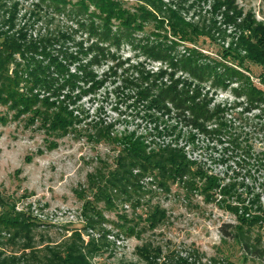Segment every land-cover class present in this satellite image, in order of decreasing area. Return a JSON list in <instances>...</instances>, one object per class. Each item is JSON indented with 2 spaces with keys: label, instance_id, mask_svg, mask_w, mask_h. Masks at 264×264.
Listing matches in <instances>:
<instances>
[{
  "label": "trees",
  "instance_id": "obj_1",
  "mask_svg": "<svg viewBox=\"0 0 264 264\" xmlns=\"http://www.w3.org/2000/svg\"><path fill=\"white\" fill-rule=\"evenodd\" d=\"M22 1L0 0V106L11 113V119L38 123L47 136L81 133L77 102L116 76L124 64L113 49L128 43L148 61L159 63L156 69L131 65L119 80L112 81L121 102L149 125L144 134L117 131L115 121L90 124L93 131L86 133L87 139L114 147L116 156L113 168L88 176L91 195L81 196L86 227L95 228L103 219L99 202L114 208L113 197L120 196L139 205L141 196L150 192L142 180L150 179L165 191L171 184H180L188 194L216 202L236 219L223 235L240 244L250 257L263 256L260 234H252L255 228L264 230L260 195L236 181L225 183L202 162L188 157L185 148L195 146L199 135L215 137L238 157V165L264 164L263 154L255 155L250 141L233 127L228 117L232 107L213 98L218 89H229L236 100L242 99L245 110L264 115V22L235 0H211L209 16L197 21L161 0H133L131 7L123 0H32L28 8ZM56 16L71 22L70 27L49 24L47 18ZM201 37L220 43V56L198 49ZM248 65L260 70L255 78ZM101 66L106 69L99 74ZM5 121L6 116H0V122ZM56 146L55 141H47L49 150ZM0 206V232L11 243H21L9 256L0 250V264H92L90 255L99 249L93 238L85 242L79 232H73L65 243L47 246L39 257L32 237L36 224L30 214L1 198ZM118 218L120 232L137 235L124 213ZM165 219V210L154 206L143 220L154 229ZM136 251L149 264H156L161 253L148 244ZM190 259L176 255L171 260L195 264Z\"/></svg>",
  "mask_w": 264,
  "mask_h": 264
},
{
  "label": "rangeland",
  "instance_id": "obj_2",
  "mask_svg": "<svg viewBox=\"0 0 264 264\" xmlns=\"http://www.w3.org/2000/svg\"><path fill=\"white\" fill-rule=\"evenodd\" d=\"M123 1L126 7L135 4L133 0ZM161 1L168 7L179 9L191 21L209 16L211 0ZM235 1L244 11L251 10L258 21L264 22V0ZM31 2L22 1L24 8L30 7ZM47 19L52 26L68 28L71 25L62 16ZM76 36L81 34L76 33ZM196 46L211 57L217 58L221 54L220 43L205 37H201ZM113 50L124 64L116 70V76H111L102 87L77 102L76 112L82 118L78 126L80 134L69 132L62 137L47 136L38 123L29 125L23 117L11 119V113L0 106V116H6V121L0 122V198L4 203L14 205L16 210L30 214L35 221L32 237L39 257L46 252L47 246H59L73 232H79L85 242L93 238L99 246L90 255L92 264H149L136 251L137 247L145 244L161 250L156 264H174L171 259L176 255L189 257V261L195 264H264V254L250 257L240 244L223 235L230 231L228 224H236L233 214L220 208L216 202L206 203L201 195L188 194L180 184H171L165 191L156 182L143 179L145 191L150 192L141 196L139 205L124 202L120 196L113 197L114 208L99 202L97 207L103 219L97 222L95 228L86 227L81 196L91 195L88 176L97 170L113 168L116 156L114 147L87 139L86 133L93 131L90 124L99 120L115 121L117 131L136 130L144 134L149 125L134 110L126 107L128 104L121 102L114 92L112 81L119 80L123 71L131 65L145 64L149 69L159 66L158 62L148 61L145 55L128 43ZM248 67L255 78L260 70L254 65ZM105 69L101 66L97 71L100 74ZM128 71L130 74L131 70ZM254 83L262 88L256 79ZM213 98L215 103L232 107L228 117L233 127L241 137L250 141L255 155L262 153L264 156V115H259L258 110H245V105H241L242 99L236 100L229 89H218ZM51 140L57 146L49 150L47 141ZM227 146L215 137L207 139L199 135L196 145H187L185 150L188 157L202 162L211 173L224 178L225 183L233 180L251 187L260 195L264 207V164L255 167V163L249 161L248 165L240 166L237 164L238 157L225 149ZM239 189L245 192L244 187ZM154 206L165 210L166 219L150 229L143 219ZM2 210L0 206V213ZM121 213L126 215L129 226H135L136 236L123 234L116 227V224H121L118 218ZM256 233L261 238L259 248L264 251V230L255 228L252 234ZM20 244L19 241L11 243V238L0 232V250L4 256L18 251Z\"/></svg>",
  "mask_w": 264,
  "mask_h": 264
}]
</instances>
